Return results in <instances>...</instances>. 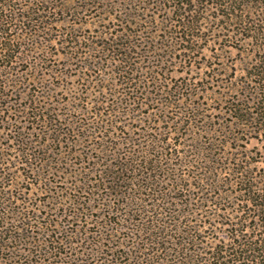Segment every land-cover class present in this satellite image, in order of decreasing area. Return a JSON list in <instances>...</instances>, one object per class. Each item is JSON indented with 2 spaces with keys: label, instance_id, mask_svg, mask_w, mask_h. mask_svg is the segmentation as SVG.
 <instances>
[{
  "label": "trees",
  "instance_id": "16d2710c",
  "mask_svg": "<svg viewBox=\"0 0 264 264\" xmlns=\"http://www.w3.org/2000/svg\"><path fill=\"white\" fill-rule=\"evenodd\" d=\"M261 137L264 0H0V264H264Z\"/></svg>",
  "mask_w": 264,
  "mask_h": 264
},
{
  "label": "rangeland",
  "instance_id": "374dc122",
  "mask_svg": "<svg viewBox=\"0 0 264 264\" xmlns=\"http://www.w3.org/2000/svg\"><path fill=\"white\" fill-rule=\"evenodd\" d=\"M199 54L194 59L197 62L193 63L189 68H179V72H175L172 74V77H175L176 79L179 77L186 76L185 71H187L190 75L199 77V82L202 84L199 88L203 87H210L209 80L206 77V73H212L213 69L218 71V69L223 67H234V61H238L240 58H243L244 56H241L239 54L238 50L232 48L229 50V48H223V50H220L218 45H214L212 42L206 43L205 40L202 41V48L198 52ZM242 66L240 65V62L237 63V71H235L234 77H239L242 75L241 72ZM187 69V70H186ZM233 70L229 68L225 75L219 76L218 81L221 79L223 82L230 80L231 75H233ZM202 78V79H201ZM217 79V77H216ZM209 82V83H208ZM220 84V82H219ZM221 85V84H220ZM209 104H212V107L219 108L222 103L220 101H213L208 100ZM217 110L216 112H218ZM245 151V152H244ZM237 154V156H246L247 158H253V157H262L264 158V137H261L258 141L257 139H252L250 143L247 145L246 150L243 148H240L239 151L228 149L226 150V156L228 155H234ZM253 163V162H252ZM254 163H264V162H254Z\"/></svg>",
  "mask_w": 264,
  "mask_h": 264
}]
</instances>
